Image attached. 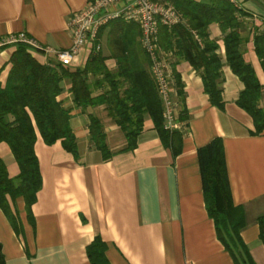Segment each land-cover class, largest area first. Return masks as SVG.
I'll return each mask as SVG.
<instances>
[{
    "label": "crops",
    "instance_id": "0c3cea01",
    "mask_svg": "<svg viewBox=\"0 0 264 264\" xmlns=\"http://www.w3.org/2000/svg\"><path fill=\"white\" fill-rule=\"evenodd\" d=\"M85 1L0 0V38L24 33L42 47L65 50L71 43L67 18L82 10ZM237 4L245 16L235 30L246 39L240 45L242 59L262 86L258 106L264 116V73L253 50L254 36L264 33V0ZM104 32L99 44L106 55ZM206 32L222 64V107L210 103L200 75L187 62L169 67L172 80L176 74L181 85L180 99L173 80V102L186 114L175 155L163 145L148 116L135 147L127 150L126 136L105 105L74 107L70 85L63 83L57 99L70 109L76 155L66 152L59 141L45 145L36 133L33 150L41 187L29 214L21 198L7 199L5 210L0 208L4 264H90L86 249L94 239L104 243L109 264H234L205 210L196 156L198 148L215 138L222 142L232 204L243 213L239 238L247 264H264L258 226L259 219L264 221V130L255 135L252 119L236 105L243 85L226 65L219 25L209 24ZM15 48L0 49L1 87ZM32 54L40 64L52 61ZM88 57L86 51L79 52L69 67L82 68ZM105 65L111 72L116 69L111 58ZM89 114L98 122L107 156L90 137ZM0 160L8 177H17L18 166L4 143Z\"/></svg>",
    "mask_w": 264,
    "mask_h": 264
},
{
    "label": "trees",
    "instance_id": "16d2710c",
    "mask_svg": "<svg viewBox=\"0 0 264 264\" xmlns=\"http://www.w3.org/2000/svg\"><path fill=\"white\" fill-rule=\"evenodd\" d=\"M172 5L181 16V22L167 29L160 27L158 48L169 53L168 64L187 62L201 77L203 92L210 103L222 107L221 62L216 55V45L208 39L206 28L211 23L219 25L223 34L226 65L242 83L236 105L252 119L254 134L264 130V116L258 106L262 86L256 80L252 67L242 59L240 38L235 30L241 24L236 7L223 0H151ZM109 26V27H107ZM108 28V29H107ZM106 31L105 55L101 49L92 53L82 68L55 64H40L25 45H16L10 58V70L3 87L0 86V143L10 149L19 173L10 179L0 160V208L5 202L21 198L29 214L36 194L41 187L38 162L34 154L36 133L45 145L59 141L62 148L76 155L75 139L70 129V109L64 108L57 98L68 82L74 107L85 110L91 105L104 104L109 116L127 139V150L135 147L145 116L150 117L161 142L171 148L173 155L180 151L181 130L165 129L162 118L163 105L150 74L147 54L139 43L140 32L133 23L113 21L98 32V42ZM253 50L264 73V33L253 38ZM116 62L115 71L107 69L105 61ZM173 80L181 99V85L176 74ZM102 90L98 93L96 91ZM182 109V108H181ZM88 129L95 147L107 156L102 142V132L96 119L88 115ZM186 114L178 111L177 122ZM182 125V124H181ZM205 210L213 221L218 241L230 254L234 264H247L248 256L239 238L243 229V213L234 207L226 174L222 142L215 138L196 151ZM11 217V216H10ZM259 238L264 246V221L259 219ZM15 227V226H14ZM90 264H109L105 245L94 239L86 249ZM0 264L4 258L0 246Z\"/></svg>",
    "mask_w": 264,
    "mask_h": 264
},
{
    "label": "built area",
    "instance_id": "2783aa9c",
    "mask_svg": "<svg viewBox=\"0 0 264 264\" xmlns=\"http://www.w3.org/2000/svg\"><path fill=\"white\" fill-rule=\"evenodd\" d=\"M223 1L238 7L237 0ZM117 20L133 23L138 27L140 47L148 56L151 78L163 105L162 118L165 129L179 130L181 124L177 122L178 110L173 102L174 83L169 74L170 54L163 53L157 44L160 27L171 29L181 22L180 14L168 3L151 0H86L82 10L67 18V29L71 35V43L67 49L42 47L24 33L0 38V49L22 44L36 55L45 59L51 58L52 61L45 63L49 67L55 64L70 66L79 52L86 51L88 56L98 52L101 49L98 42L99 30Z\"/></svg>",
    "mask_w": 264,
    "mask_h": 264
},
{
    "label": "rangeland",
    "instance_id": "374dc122",
    "mask_svg": "<svg viewBox=\"0 0 264 264\" xmlns=\"http://www.w3.org/2000/svg\"><path fill=\"white\" fill-rule=\"evenodd\" d=\"M107 27H109V26H107ZM108 29V28H107Z\"/></svg>",
    "mask_w": 264,
    "mask_h": 264
}]
</instances>
